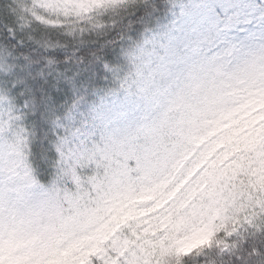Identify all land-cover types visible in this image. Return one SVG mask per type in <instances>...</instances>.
Here are the masks:
<instances>
[{"label": "snow or ice", "instance_id": "snow-or-ice-1", "mask_svg": "<svg viewBox=\"0 0 264 264\" xmlns=\"http://www.w3.org/2000/svg\"><path fill=\"white\" fill-rule=\"evenodd\" d=\"M0 264H264V0H0Z\"/></svg>", "mask_w": 264, "mask_h": 264}]
</instances>
